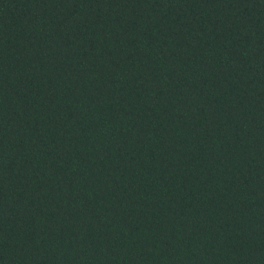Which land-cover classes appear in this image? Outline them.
Instances as JSON below:
<instances>
[{
  "label": "trees",
  "instance_id": "trees-1",
  "mask_svg": "<svg viewBox=\"0 0 264 264\" xmlns=\"http://www.w3.org/2000/svg\"><path fill=\"white\" fill-rule=\"evenodd\" d=\"M0 264H264V0H0Z\"/></svg>",
  "mask_w": 264,
  "mask_h": 264
}]
</instances>
